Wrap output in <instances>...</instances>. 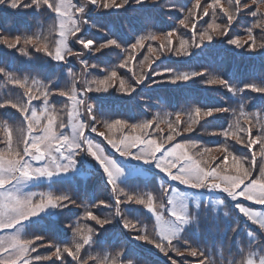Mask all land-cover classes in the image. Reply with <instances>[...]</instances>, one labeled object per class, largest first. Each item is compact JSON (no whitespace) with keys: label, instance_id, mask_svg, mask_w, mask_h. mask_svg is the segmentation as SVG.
Listing matches in <instances>:
<instances>
[{"label":"snow or ice","instance_id":"obj_1","mask_svg":"<svg viewBox=\"0 0 264 264\" xmlns=\"http://www.w3.org/2000/svg\"><path fill=\"white\" fill-rule=\"evenodd\" d=\"M145 6H155L171 23L145 15L131 35L122 37L88 18L89 11ZM0 9L48 17L52 23L46 30L0 27V49L29 62L42 54L44 64L66 71L71 80L62 86L18 76L13 64L0 59V78L20 89L18 96L0 97V264H147L129 241L151 246L165 264H217L206 247L185 236L194 225L199 228L200 210L212 199L208 193L224 194L213 200L217 212L227 208L226 201L233 209L223 212L234 218L225 238L233 233L232 250L239 259L225 260L221 253L219 264H264V211L253 207L264 206V72L259 79L243 80L195 60L197 50L218 41L235 54H258L264 61V39H257L264 37V0H0ZM241 26L243 35L236 31ZM86 27L105 38L83 34ZM51 35L56 39L50 40ZM114 53L115 64L110 59ZM98 54L106 58L93 62ZM171 57L194 59L191 66L172 67L167 64ZM189 82L219 86L232 102L226 106L189 96L191 106L179 107L161 98L160 109L143 119L111 104L113 99H144L141 86H185L183 92L189 93ZM257 98L261 103H255ZM250 103L259 110L249 111ZM201 132L216 137L212 143L217 146L197 143ZM95 137H103L124 161L112 158ZM214 152L221 156L208 155ZM82 156L99 165L91 174L102 170L106 197L93 193L85 202L78 191L54 189L80 184ZM128 160L156 169L154 175L162 178L155 187H122ZM135 175L137 169L129 168L128 178ZM42 184L47 191L36 190ZM34 226L38 230L28 231ZM241 232L246 255L236 240Z\"/></svg>","mask_w":264,"mask_h":264},{"label":"trees","instance_id":"obj_2","mask_svg":"<svg viewBox=\"0 0 264 264\" xmlns=\"http://www.w3.org/2000/svg\"><path fill=\"white\" fill-rule=\"evenodd\" d=\"M203 2V0H202ZM154 15L162 24H170L171 21L168 20L167 17H164L162 12L157 11L156 7H135V8H127L121 10L119 12L110 11L105 13L89 11L88 18L92 23L98 24L103 26L105 29H110L112 31L117 32L119 35L126 36L131 35V30L133 27H139L141 18L145 15ZM40 19L44 21V23H49L50 19L46 15H40L33 17L29 14L24 15H17V13L12 12L10 9H0V27H4L12 32L24 31L25 26H31V30L33 27L39 24ZM205 20H209V17H205ZM221 21L218 19L217 23ZM200 24L203 25V20L200 21ZM207 27V25H204ZM187 31V30H183ZM238 33L243 35V26L236 29ZM259 32V30H257ZM85 35L92 36L99 40H103L105 37L102 33L96 31L95 28H91L90 32L86 31L83 33ZM190 35V33H187ZM52 40V35L49 37ZM258 42L264 37H257ZM159 44V41L154 42V46ZM199 53L198 56L195 57V60L201 65H213L217 67L218 71L224 75L230 76L233 74L240 75L243 80H247L248 78H261V73L264 72V61H262L258 54H243L238 55L235 54L230 46L226 43L213 41L211 44L206 45L204 49L197 50ZM147 54L146 50L141 52L140 56L137 59H141L143 55ZM18 55V54H17ZM40 56L41 59L33 60L31 62L27 61L26 57L19 56L16 58L11 54L7 53L6 50L0 49V59L7 60L10 64L14 65L16 69L15 75L23 76L29 75L30 77H35L37 79H51L55 80L56 82L60 83L62 86L65 84H70L71 80L67 77L66 71L64 72H57L54 68L47 66L43 63L46 59L42 57V54H36ZM106 54H98L96 57H91V59L96 61L97 59H105ZM113 64L117 62V56L114 53L110 57ZM165 59V58H162ZM193 57L188 58H180L179 60L176 57H171L167 59V64L172 67L184 65V66H191L193 62ZM74 71H79L80 66L79 64L75 63L74 61ZM155 67V65H153ZM191 70V69H186ZM125 71V70H121ZM185 86H177L172 85H156L151 88L141 86L140 92L145 97L144 99H138L136 102H133L131 98H124V99H113L111 104L114 110L124 112L125 114L140 118V114H142L145 118H151L152 115L155 114L161 107L160 99L163 98L167 101H170L173 104H176L179 107H190V103L188 102V97L191 96L196 98L197 100H206V101H214L219 104H225L227 106L228 103L232 102V98L230 94L226 93V90L216 86V85H201V84H192L189 82V87L191 91L189 93H184L183 88ZM20 89L14 87L11 84L4 83L3 79L0 78V97L4 95H13L18 96ZM255 95V94H253ZM56 97L54 99H57ZM60 100L64 98H59ZM34 103L39 104V101H34ZM256 104L261 103V98H257L255 101ZM57 108L62 107L61 104L56 105ZM235 107L236 105L233 104ZM249 111H258V106L253 108L252 104L248 105ZM15 126H19V121H12ZM164 128V125H161ZM154 131V128H153ZM156 135H160V133H155ZM164 135L167 134V129L164 128ZM196 135V134H193ZM95 136V135H93ZM200 138L197 140L201 146L213 147L215 148L217 145L212 143L215 141L216 137H209L204 135L203 132L199 134ZM2 134H0V139H2ZM182 139V138H178ZM103 141V139H101ZM104 146L107 148V151L111 153V157L115 160L119 161V155L115 154L116 152L107 146L106 141H103ZM237 148H240L239 145H236ZM115 153H114V152ZM243 151V150H242ZM212 157H219L221 156L220 153L214 152L212 154H208ZM85 158H89L87 156H82L80 158V166L83 167L81 170L82 176L79 185L75 184H63V185H54V189L56 191H67V192H75L78 191L80 197L87 202V197L92 195L93 193L99 197L104 198L108 194L104 192L103 185H102V176L96 173L95 175L91 174L90 170L93 168L86 164ZM207 158V156H206ZM260 157L258 155L257 162L259 163ZM129 168H134V164L132 161H127ZM230 163V161H229ZM143 170L137 169V175L132 177L131 179L128 178V174L123 177L121 180L122 187H131V188H138L144 189L147 185L148 187H155L158 183L159 179L162 178V174L160 177L154 175L156 170ZM40 188L36 189L37 191H47L48 186L47 184H42L39 186ZM183 188V186H179ZM224 194L217 193L212 194L208 193L206 196L211 197L212 199H207L205 201L204 206L201 208L199 213V228L197 229L195 225L190 228L186 233L185 236L187 239L192 240L194 243H200L201 246L206 247L207 251L210 253L211 258L217 261L219 264L221 253H223L224 259H239L238 256L235 255V252L232 250V238L233 233L227 232V238H225V232L227 231V224L232 223L233 219L225 218L223 216V212L225 210L229 211L230 213L233 212L231 208V202L226 201L227 208H220L219 212H217V207L213 200L216 196H219L221 199H224ZM201 199H205V197H201ZM246 204L250 202H245ZM257 211H264V206H253ZM106 214V213H105ZM143 219V218H142ZM92 223V222H88ZM144 223H149L147 219H144ZM249 227H251L250 222H248ZM244 222H242L241 227L243 228ZM149 228L151 230V224H149ZM38 230L36 226L33 229H29L28 231H35ZM69 233V237H70ZM236 240L238 241L239 246H244L246 248L245 255L247 254V240L244 237V233L241 232L236 235ZM181 243V242H177ZM151 246H143L139 245L138 242L129 241V248L133 251L139 250L140 256L147 262V264H165V258L162 254H159L154 249L150 248ZM44 251V250H41ZM230 251H232V255H229ZM177 259H182L181 257H176ZM189 260H195L194 257H187Z\"/></svg>","mask_w":264,"mask_h":264},{"label":"rangeland","instance_id":"obj_3","mask_svg":"<svg viewBox=\"0 0 264 264\" xmlns=\"http://www.w3.org/2000/svg\"><path fill=\"white\" fill-rule=\"evenodd\" d=\"M52 23V21L50 20V22L49 23H44V21L43 20H41L40 19V22H39V24H37L36 26H34L33 27V30L34 31H40L41 29H44V30H46L47 28H48V26L50 25ZM86 31L87 32H90L91 31V28H87L86 27ZM56 39V36L55 35H52V40H55ZM58 100H60L59 98H57ZM143 118H145L142 114H140V119H143ZM93 135H95V134H93ZM96 138V140H98V141H102L101 139H103V137H95ZM116 154V153H115ZM118 154V153H117ZM81 158V157H80ZM119 158H120V160L119 161H117V162H122V161H124V158H122V157H120L119 156ZM129 161H134V160H129ZM85 162H86V164H89V165H93L94 167H95V169H99V165L96 163V161H94V160H92L91 158L89 159V158H85ZM135 162H138L139 163V165H143L144 166V164H142V162H140V161H135ZM139 167H141V166H139ZM101 174H102V170L101 171H99ZM124 172H125V174H127L128 173V170H127V168L125 167L124 168ZM123 179V177H121V180Z\"/></svg>","mask_w":264,"mask_h":264}]
</instances>
